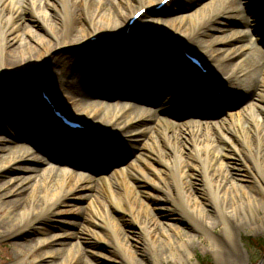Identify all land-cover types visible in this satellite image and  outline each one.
Segmentation results:
<instances>
[{
  "label": "bare ground",
  "instance_id": "1",
  "mask_svg": "<svg viewBox=\"0 0 264 264\" xmlns=\"http://www.w3.org/2000/svg\"><path fill=\"white\" fill-rule=\"evenodd\" d=\"M25 1L26 0H0V24L4 23L3 26H6L19 23L20 19H22L20 13L25 9ZM28 1L30 3V0ZM36 1L39 2L37 8L38 12L41 13V17L38 18L41 19L40 21L44 26L47 29L53 25L57 27L54 33H50L52 38L56 41L53 48L59 49L65 47L64 49H66V52L70 53L67 60L71 61L73 57L71 64H75V72L78 69V73L75 74H71V72L68 71L69 74L74 75V80L68 81L67 75H58L59 78L57 81L61 86L66 85L72 92V99L75 101V106L86 116V120H83V123L90 133L86 132L82 135L69 136L66 138L54 121H48L49 117L52 116L51 111L47 104L38 99L37 95L41 90L46 93L49 92L47 90L48 83L45 81V77L48 78L49 76L48 73H44L45 76H38L34 73L36 80L34 79L33 83L31 82L32 84L29 82L26 85L6 81L2 76L0 77V97L5 92L9 94V99H5V102H9V104L6 105L4 109L8 116L13 114L12 118L15 119L18 126L16 132L4 131V135H6L8 139L14 142L24 140V138L33 135L35 137L41 136V139H45V145L53 144L60 146L67 144L71 146L69 148L65 146L68 150H78L76 152L72 151L75 153L71 154L69 157L54 159L46 154L44 146L40 143L33 147L31 153H27L22 150H7L1 146L7 144V141L0 140V170L6 169V163L9 161L12 164L8 168L15 167L13 169L14 171L26 174V178L23 180L11 179L8 182H0V239H7L10 241L12 246L18 249L20 253H29L37 249V247L40 249L51 245H62V237L56 235L51 241L43 240L31 248H26V244L30 242V239L25 236L24 231L29 229L31 225L30 220H28L31 211H35V214H38L40 211L54 206L57 203V199L59 200L62 197H66L72 189L80 188L81 183L82 185L85 184L84 188L86 191L91 190L88 186L92 183L90 176L91 173H95L94 169L96 168L92 166L94 163H89L90 159H87L88 157L95 158L96 156L98 159L100 155L102 158H109V160L104 158V160H108L109 166L106 168H99L102 170H100L97 176V181L100 183L102 191L105 192L111 203V210L119 216L122 215V213H129L135 210V204L140 205L142 202L148 204V201L152 200V198H160L157 194V190L161 189L168 195V201L177 206L180 214L194 221L197 220V215H193L185 206L187 199L183 186L184 181L187 180V174L185 171H180L176 165L177 159L182 160L177 152L181 151L183 146L169 151L168 153L160 154L158 151L159 149H157V147H159V142L156 140L158 136L154 138V134H160L161 137L166 140L169 137H171L172 140H177L178 138L186 137L188 134L194 150H200L201 148L199 147L201 146H204L206 149H212L215 145H221L229 149V151L234 150L240 154V150L238 149L240 144L252 147L249 153L251 157L257 156L259 151H264V54L260 50L254 49L249 45L250 39H255L256 36L251 30V21L249 17L245 18L241 15V12L238 11V5L234 7L240 0H225L223 6L221 5L220 8H218V13L214 15L215 19L207 16L206 19L210 22V26L198 25L199 23H196L199 17L202 16V11H200L199 15L191 12V8L196 3L198 4L200 0H174V4L170 2L171 5L173 4L171 9L167 11V9L165 10L162 8L159 12H168L169 14L175 15V17L159 19L157 21L152 20L150 24L156 27L157 32L159 30L158 25H161V28L172 37V45L166 47L161 46L154 48L157 45L151 44L150 41L143 44H131L129 39L131 36L134 38L135 34L134 31L131 30L132 27L128 29V34H125L128 19L133 14L130 13L125 23H123V35L119 36L123 42L132 45L133 50H131L130 54L128 51L127 54H124L121 53L120 50H111L106 46L98 45L99 40L106 37V35L102 33H97L100 28V18L103 17L106 20H111V18L116 16V13L120 11L119 8L121 4L128 8L135 5L138 9H144V13L136 21L138 22L141 17L152 12L149 10L151 7L156 6L162 0H159L155 4H153L155 0H77L76 2L71 0H46L44 3H42L41 0ZM246 1H248V8L251 1L254 2L253 5H255V3L262 5V7L258 8L260 11L258 10L256 12L254 9L252 13L257 19V16L263 13L261 18L262 22L260 23H262L261 27L264 30V0H244L243 2ZM168 4L169 3L166 5ZM240 5L242 4L240 3ZM247 5H243L245 11ZM111 7H113L115 11H111ZM81 11H83L84 14H79ZM229 20H234L236 27L229 29L230 31L227 37H216L214 39L216 32L226 31L220 26H223L221 23L229 22ZM207 21H205V23H207ZM57 22L59 23L57 24ZM34 23H38L37 18H34ZM63 26L64 28H62ZM121 27L122 23L119 22L117 29ZM113 28L115 27L113 26ZM209 29H212L213 40H202L205 32ZM108 30L111 31L113 29L107 26L106 31ZM31 33L32 32H28V34ZM140 33L145 37L165 39V37L159 34H151V32H148V26L146 25L140 27ZM93 37L95 41L92 43L89 39ZM246 38L250 41L241 47L236 46V44H239ZM22 42L23 39L21 38L19 44ZM5 44L3 36L0 33V49ZM188 50L193 53L191 55L201 56L206 66L211 67L215 61L220 59L227 62V65L223 69L220 68V70L215 71L216 77L214 76L211 80L202 81L198 86L197 93H186L189 89L188 86H190L186 81L197 76L193 71L195 67L183 55V53H189ZM96 54L101 55V57L98 58ZM107 54L114 55L117 61L126 67L129 74L133 76L132 83L139 85L141 89L152 86L157 87L158 93H163L165 84L171 78L174 80H184L186 83L181 82L170 91L169 94L173 95L170 97L172 99V104L167 108H159L157 110V108H150L145 105L147 103L151 104L149 102L143 101V104L136 103L138 101V96L141 94L138 96H130L129 102L131 103H105L104 101L111 100L109 94L103 95V101L98 100L90 94L92 93L96 96L94 92L95 88L92 90V86L95 87L93 81L94 77H99L100 82H102V80L108 81L112 79L114 85L117 86L115 82L117 78L104 74V67L111 62V56L109 57ZM0 56L1 72L5 70V67L1 53ZM74 58H85L84 60H86V62L79 61L77 64L74 62ZM27 59L31 60L32 56H29ZM22 61H24L23 58L21 59V62ZM10 63L11 65H15L16 61L11 59ZM234 63L236 66L239 65L238 70L235 68ZM59 65L61 66V64ZM89 65L91 66L89 67ZM243 65L244 67H242ZM222 74L227 76L225 80L217 76ZM206 81H209L207 85L208 93L211 94L216 89H220L225 96L236 94V96L239 97L238 100H244V102L241 105H236L233 112L225 114L223 111L231 107L233 108L235 102L217 104L218 101H216L215 98H212V96H208L207 98L205 94L204 97L199 98L200 92L203 93L202 87L206 88ZM224 84H229L231 86L224 87ZM166 89L164 92H166ZM88 91H91V93ZM206 100H210L211 105L214 104L210 108V111H213L215 114L222 111V114H220L222 117L217 118L215 121L213 120L214 122H208L206 119L202 120L201 118H197V120L201 121H198L197 125L194 124L192 130L189 129L187 125L183 123V121L189 117L186 116L184 118V113H180L182 106L188 105V107L192 108L195 106L196 101L207 102ZM230 100H232V98H230ZM17 104L22 107V112L26 111V115L25 113L22 114L20 111H18L20 114L13 113L12 110L19 108ZM64 104L55 105H59L57 107L58 109L70 113L68 109L69 106ZM149 109H153V114H156L154 115L155 119L153 121H151L152 112H150ZM100 112L104 114H102L101 117L98 116ZM109 112L111 118L106 125L101 127L102 129H99L97 118L100 117L99 120L101 122L103 117L109 115ZM194 114L195 113L192 115ZM72 117L79 119L78 115H72ZM195 122V120H192V123ZM148 124L152 126H148ZM111 127H114V129H111ZM91 132L95 136L101 133L102 135L100 137H102L105 142L107 141V143L114 141L118 144L117 142H121L119 144L121 146L118 147V149L125 144L129 146L131 150L125 152L123 157L120 151H116L118 159H113L115 158L113 152H115L116 149H113V151L106 147H99L97 150L98 154L95 156H88V151L83 148L84 145L90 146L91 141L87 139V135L91 134ZM142 137H147L148 143L138 144ZM251 137L255 139L254 147L253 144L248 142ZM68 138H70V142ZM110 138L113 141H110ZM236 142H238V144H236ZM137 145H139V147ZM184 147H186V145H184ZM80 151H85L86 153L83 157H78L83 159V162H79L80 160L77 161V159L71 160L72 157L79 156L78 152ZM194 153L200 164V168L195 166V169H200L206 175L210 171L218 170L217 172H222L224 176L219 178L216 177V181L238 182L236 178H231L235 175V171L238 172V169L236 165L232 164L233 161L229 159V157L234 156L233 154H229L230 152L226 153V151L223 152L222 150L220 153L216 154V157L209 159L205 153L204 158L200 156L199 152ZM171 156L174 159H172V162H169L168 158ZM126 157H128L129 160H127ZM130 158H133V160L130 161ZM91 161L92 160H90V162ZM114 161L117 162L114 164ZM34 165L43 166V168L46 167L44 171L48 169V172L43 173V178L36 181L35 185L30 189L28 186H24L23 188V183L32 179L33 175L38 173V170L33 168ZM56 167L60 173L54 176L52 171ZM108 168H111L110 173ZM166 171L170 173L172 182L168 181L169 183H167L165 181L166 179L163 173ZM258 171H260L261 175H264V169ZM75 176L78 182L72 183V178ZM156 178H160L165 183L162 182L163 184L161 185L156 181ZM142 181L146 182L144 183L145 188L143 192L138 190L143 187ZM69 186H71V188H69ZM119 186L122 187L123 191ZM223 187L224 185H217L216 189L215 187H211V196L213 199L215 196H227V190L226 188L222 190ZM242 189L244 188L242 187ZM173 193L175 194L174 196H172ZM143 194L145 197L141 196ZM94 198L95 197L92 195L86 196L84 198L85 204L92 218L95 219L99 217L105 221L106 219L101 214ZM252 200L253 199H250L249 201L251 202ZM214 201L217 200L214 199ZM126 204L129 207L125 208ZM159 206L163 210H168L165 205L160 204ZM229 209L233 210L234 207L231 206ZM3 211H6L4 220L17 221L18 223L13 226H7L5 221L1 220V213ZM168 212L177 213L176 210L170 208ZM113 220L114 217H112L111 223ZM138 224L143 227L145 226L143 222ZM97 225L99 226V224ZM112 225L116 226L117 224L114 222ZM109 226L110 224L108 228ZM148 227L153 229L154 225L149 224ZM171 227L172 230L179 234L181 225L178 222L174 221ZM109 230H111V228H109ZM162 232H164L163 235L168 242L174 244L169 233L164 229H162ZM181 236L187 239L191 237L187 232H182ZM48 258H59V250L45 251L43 255H40L38 260L43 263ZM15 264H21V262H16Z\"/></svg>",
  "mask_w": 264,
  "mask_h": 264
},
{
  "label": "rangeland",
  "instance_id": "2",
  "mask_svg": "<svg viewBox=\"0 0 264 264\" xmlns=\"http://www.w3.org/2000/svg\"><path fill=\"white\" fill-rule=\"evenodd\" d=\"M41 1L44 3L46 0ZM71 1L76 2L77 0ZM158 1L159 0H155L153 4ZM224 1L225 0H200L198 4L196 3L191 8V12L199 15L200 11H202V16L199 17V20L196 23H199L198 25L210 26V22L206 19L207 16L215 19L214 15L218 13V8H220L221 5L223 6ZM243 1L240 0V2H237L234 7L238 5V11L241 12V15L245 18L249 17V20L251 21V30L256 37L255 39H250L251 41L246 38L244 41L236 44V46L241 47L250 41L249 45H251L254 49L260 50L264 54V30L261 27L262 23H260L262 22L261 18L263 13H260L257 16L258 19L252 13L254 9L256 12L258 10L260 11L258 8L262 7V5L259 3H255V5H253L254 2L251 1L248 8V1ZM240 3L242 5H240ZM38 4L39 2L36 0H30V3L26 0L24 6L25 9L20 13L22 19H20L19 23L6 26H3L4 23L0 24V33L3 36V41L6 43L0 49V53L3 56L2 61L4 62L3 64L5 67V70L0 72V77L2 76V78L6 81L26 85L29 82L33 83L34 79L36 80L34 73L38 76H45L44 73H48L49 76L48 78L45 77V81L48 83L47 90L49 91L48 93L54 103L59 105L65 103L69 106L68 109L71 115H78L79 119L82 121L86 120L85 114L75 106V101L72 99V92L66 85L61 86L58 84V75H67V80L72 81L75 78L74 75L71 74L78 73V69L75 72L76 66H74L75 64H71L73 57L71 58V61L67 60L70 53L66 52V49H64L65 47H61L59 49L53 48L56 41L52 38L50 33H54V31L57 30V27L53 25L47 29L44 26V24L40 21L41 19L38 18L41 17V13L38 12L37 8ZM173 4L171 5L170 3L166 5L164 9H167L168 11L173 7ZM244 4L247 5L246 11L244 10ZM153 7L149 9L152 12L141 17L138 22H134L132 25L131 30L134 31L135 34L134 38L131 36L129 39L131 44H143L149 41L152 44L151 41L156 40L151 37H145L140 33V27L144 25L148 26V32H151V34H159L165 37L163 42L156 41L159 43H155L157 46H168V43L171 42L172 37L161 28V25H158L159 30L157 32L156 27L150 24L152 23V20L157 21L159 19L172 18L175 17V15L169 14L168 12L162 13L155 11ZM119 10V12H117L118 10L116 11V16L112 17L111 20H106L103 17L100 18V28L97 33H102L103 35H106V37L101 38L98 45L106 46L111 50H120L121 53L124 54H127L128 51L130 54L131 50H133L132 45L123 42L119 36L123 35V23H125L128 15L137 11L138 8H136L135 5L128 8L122 6L121 4ZM111 11H115V9L111 7ZM80 13L84 14L83 11L79 12V14ZM34 18H37V24L34 23ZM205 21H207V23H205ZM119 22L122 23V27L117 29ZM58 23L59 22H57V24ZM221 24L223 26L220 27L224 28L223 30L226 31L216 32L214 39L216 37H227L229 35V29L236 27L234 20H229V22H223ZM107 26L112 27L113 30L106 31ZM113 26L115 28H113ZM62 28H64V26ZM211 30L209 29L205 32L202 40H213ZM28 32L32 33L28 34ZM21 38L23 39V42L19 44V40ZM94 41L95 39L91 42L93 43ZM188 52L191 51L188 50ZM29 56H32L31 60L27 59ZM196 56L201 59V56ZM22 58L24 61L21 62ZM11 59L16 61L15 65H11ZM76 59L77 58H74V62L77 64L79 61H84V63L86 62V60H84L85 58ZM111 61L114 62L113 66L107 68L109 65L108 63L107 66L104 67V74H110V76L117 78V80H115L117 86L114 85V82H103L101 84L96 82L99 80V77H94L93 81L95 82V87L92 86V90L95 88L94 92L96 96L93 95L91 91H88L94 97L102 101L103 95L109 94L111 96V100L104 101L105 103L112 104L116 102L114 104H118L120 102L130 100V96H138L141 94L138 96L139 100L136 103L143 104V101H146L151 103L145 104L150 108H167L172 104V99L170 97L173 95L169 94L170 91H172L174 86L177 84L184 82V80H174L171 78L165 84V89L167 88L165 94V89L163 93H158L157 87L151 86L149 88L144 87L141 89L139 85L132 83L133 76L129 74V71L125 66L120 64L118 61L115 62V57L111 58ZM57 62L61 64V66ZM226 65L227 62L222 61V59L215 61L211 67L207 66L209 69L207 76H209V78L214 77L215 71L220 70V68L223 69ZM238 66L235 65L237 70L239 68ZM242 67H244V65ZM68 71L71 72V74H69ZM193 71L197 76L186 81L190 85L188 86L189 89L186 93H197L198 86L203 80L208 79V77L202 75L198 69H194ZM217 76L221 79L223 78L224 80L227 78L225 74ZM206 83L207 84H205V86L206 89H208L207 85L209 84V81H206ZM227 86L231 85L224 84V87ZM37 95L38 99L41 100L39 93ZM213 96H215L216 101H218L217 104L235 102L233 104V108L231 107L230 109L223 111L225 114L233 112L236 105H241L244 102V100H238L239 97H237L236 94H232L231 96L233 99L230 100V97L223 95L220 89H216L213 92ZM8 97L9 94L6 92L0 97V140L7 141V144L1 145L2 147L7 150H22L23 152L31 153L33 151V147L40 143L44 146L46 154H48L50 158L54 159L69 157L71 154L78 151L75 149L72 150L75 152L68 150L67 148L71 146L67 144L60 146L53 144L45 145V139H41V136L35 137L33 135L24 138V140L14 142L8 139V137L4 135V131L16 132L18 129L15 119L12 118L13 114L8 116L4 109V107L9 104V102H5V99H9ZM212 105L208 101H196L195 106L192 108L188 107V105H181L182 109L180 113H184V118L186 116L189 117V120H184L183 123L192 130L194 124L197 125L198 121H201L197 120V118H201L202 120L206 119L210 122L222 117L220 116L222 111L218 112L219 114H215L213 111H210ZM17 107L19 108L14 107L15 110H12L13 113L20 114L21 112L24 114L26 112H22V107L18 106V104ZM149 110L152 112L153 109ZM193 113L195 114L192 115ZM102 114L103 112H100L98 116L101 117ZM154 115L156 114H153L152 112L151 121L155 119ZM100 117L97 118V121L99 122V129L103 125H106L111 118V114L109 112L108 116H102L103 118L101 122L99 120ZM51 119L52 118L49 120ZM192 120H195L196 122L192 123ZM148 126L152 125L148 124ZM112 128L114 129V127H111V129ZM77 134L82 133H64L66 138L69 137V135L72 137V135ZM101 135V133L97 136L93 134L87 135V139L90 140L91 143L90 146L84 145L83 149L88 151V156H95L98 154L97 150L99 147H106L110 150L116 149L115 152H113V154H115V158L113 159H118L116 151H120L123 157L125 152H129L131 150V148L125 144L118 149V147L121 146L119 145L121 142H117L118 144H116L110 138V141L113 142L107 143V141L105 142L104 139L100 137ZM156 136H158V138H156ZM154 138H156L159 142V147H157V149H159L158 151L160 154L168 153L169 151L183 146V149L177 152V154L181 156L182 160L177 159L176 165L180 171H185L187 174V180L184 181L183 186L187 199L185 206L193 215H197V220L193 221L192 219L185 218L182 214H180L177 206L168 201V195L161 189L157 190V194L160 198H152V200L148 201V204L143 202L140 205L135 204V210H132V212L129 213H122V215L119 216L111 210V203L105 192L102 191L100 183L97 181V176L100 173V170H102L99 168H106L109 166V158H102L100 155L98 159L96 156L95 158L88 157L87 159L92 160L91 162L89 160V163H94L92 166H95L94 168H96L94 169L95 173H91V176L89 175L92 183L88 186L91 190L86 191L84 188L85 184L82 185L80 182V188L72 189L66 197H62L59 200L57 199V203L54 206L46 208L38 214H35V211H31L28 219L30 220L31 225L29 229L24 231L25 236L30 239V242L26 244V248H31L43 240L51 241L56 235L62 237V245H51L40 249L37 247V249L29 253H20L18 249L12 246L10 241L7 239H0V264H15L16 262H21V264H201V260L203 259L209 260L211 264H258L261 251L252 243L251 240H264V175H261L260 171H258L260 169H264V151H259L257 156L251 157L249 153L250 148L252 147L240 144L238 146L240 154L234 150L229 151V149L224 148L221 145H215L212 149H206L204 146H201L199 147L201 148L200 150H197L196 148V150H194L188 134L186 137L178 138L177 140H172L171 137L167 140L163 139L160 134H154ZM68 139L70 142V138ZM248 142L253 144L254 147V137H251ZM143 143H148L147 137H142L141 141L138 142L140 145ZM236 144H238V142H236ZM184 145H186V147H184ZM137 146L139 147V145ZM222 150L223 152H230L229 154L234 155L229 157V159L233 161L232 164L237 166L238 172L235 171V175L231 178H236L238 182L216 181V177L219 178L224 176L222 172L219 173L217 172L218 170H214L210 171L206 175L200 169L194 168L195 166L200 168V164L198 163L194 152H199L202 158H204L205 153L209 159L216 157V154L220 153ZM78 154L79 156L72 157L71 160L77 159V161L80 160L79 162H83V159L78 157H83L86 154L85 151H80ZM104 158H107L108 160H104ZM126 158L129 160L128 157ZM172 159H174L172 156L169 157V162H172ZM131 160H133V158H130V161ZM116 162L114 161V164ZM6 164V169L0 170V182H8L11 179L23 180L26 178L25 173L14 171L13 169L15 167L8 168L12 164L11 162L8 161ZM33 168L37 169L38 173L34 174L32 179L25 181L23 183V188L24 186H28L30 189L33 185H35L36 181L43 178V173L48 172V169H45L44 171V168L46 167L43 168V166L34 165ZM108 171L110 173L111 168H108ZM59 173L60 171L57 167L52 171L54 176L59 175ZM163 175L167 183L172 182L168 171L164 172ZM156 181H158L161 185L165 183L160 178H156ZM74 182H78L76 176L72 178V183ZM142 182L143 187L138 190L143 192L145 188L144 183L146 182ZM217 185H224L222 190L226 188L227 196H215L214 199L217 201H214L211 196V187H215L216 189ZM38 187L40 188L39 184ZM69 188H71V186H69ZM119 188L123 191L121 186H119ZM88 195L95 197L94 200L100 209L101 214L105 217V221L99 217L95 219L92 218L84 200V198ZM174 195L175 194L173 193L172 196ZM141 196L145 197L144 194ZM250 199H253L254 201L252 200L250 202ZM160 204L165 205L168 210L169 208L176 210L177 213L161 209L159 206ZM231 206L234 207L233 210L229 209ZM127 207L129 206L126 204L125 208ZM5 213L6 211L1 213V220L5 221L7 226H13L18 223L17 221L13 222L4 220ZM112 217H114L112 223L115 222L117 224L116 226L111 223ZM174 221L181 225L179 234L172 230L171 225ZM141 222L145 224L144 227L138 224ZM148 223L150 225H154V228L150 229V227H148ZM97 224H99V226ZM109 224V228H111V230L108 228ZM162 229L169 233L174 244L168 242L163 235L164 232H162ZM182 232H187L191 237L189 239L182 237ZM50 250H59V258H48L45 262L41 263L38 260L40 255H43L45 251Z\"/></svg>",
  "mask_w": 264,
  "mask_h": 264
},
{
  "label": "trees",
  "instance_id": "3",
  "mask_svg": "<svg viewBox=\"0 0 264 264\" xmlns=\"http://www.w3.org/2000/svg\"><path fill=\"white\" fill-rule=\"evenodd\" d=\"M251 241L254 245H256L259 248L262 255L264 252V240H258V241L251 240ZM201 264H211V262L209 260L203 259L201 260Z\"/></svg>",
  "mask_w": 264,
  "mask_h": 264
},
{
  "label": "water",
  "instance_id": "4",
  "mask_svg": "<svg viewBox=\"0 0 264 264\" xmlns=\"http://www.w3.org/2000/svg\"><path fill=\"white\" fill-rule=\"evenodd\" d=\"M263 262H264V254H263V256L261 257V259L259 260L258 264H263Z\"/></svg>",
  "mask_w": 264,
  "mask_h": 264
}]
</instances>
